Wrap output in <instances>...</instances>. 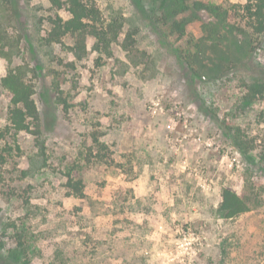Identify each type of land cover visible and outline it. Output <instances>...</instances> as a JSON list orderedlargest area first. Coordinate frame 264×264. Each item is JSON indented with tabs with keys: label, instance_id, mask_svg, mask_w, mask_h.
I'll use <instances>...</instances> for the list:
<instances>
[{
	"label": "rangeland",
	"instance_id": "rangeland-1",
	"mask_svg": "<svg viewBox=\"0 0 264 264\" xmlns=\"http://www.w3.org/2000/svg\"><path fill=\"white\" fill-rule=\"evenodd\" d=\"M196 1L227 10V28L214 34V16L187 12L179 37L146 2L142 15L134 0H94L105 24H124L110 54L88 37L80 60L70 35L38 42L47 17L68 19L65 7L20 1L12 65L28 66L39 115L29 132L7 130L0 88L1 259L14 224L28 231L27 264H264L263 44L239 34L234 6L245 0ZM8 67L0 58V79ZM68 176L84 199L67 194ZM224 188L262 205L217 218Z\"/></svg>",
	"mask_w": 264,
	"mask_h": 264
},
{
	"label": "trees",
	"instance_id": "trees-1",
	"mask_svg": "<svg viewBox=\"0 0 264 264\" xmlns=\"http://www.w3.org/2000/svg\"><path fill=\"white\" fill-rule=\"evenodd\" d=\"M21 0H0V58L6 60L9 64L6 74L0 79V88L7 93L8 114L7 130L18 132H29L30 124L36 126L38 122V110L34 101V86L27 80L29 68L26 64L13 66L14 57L20 53L19 39L13 37L8 31V22H11L12 15L18 16V9ZM52 8L60 10L65 7L69 17L64 20L56 13L47 17L49 29L45 36L38 40L41 46L50 47L54 44H60L65 36H72L74 44L69 47V51L78 60L86 55V39L92 37L95 39L93 49L110 54V46L115 43L120 35L124 24V19L120 15L111 18V22L105 24L101 18L100 10L94 0H49ZM137 5L138 13L144 15V3L149 5L152 14L160 13L163 23L170 26L171 32L178 33L182 37L185 32V26L189 19H177L180 14L192 13V18L196 19L197 13L204 10L217 19L218 25L211 32L215 34L217 28H227L225 25L227 10L224 11L221 6L206 4L196 0H134ZM234 8L238 17L243 22L239 34H246L247 47L253 38H258V42L263 44L264 53V0H245V3L235 5ZM217 31L216 33H218ZM210 39L214 37H209ZM254 50V47H251ZM200 76V75H199ZM260 92V91H257ZM236 146L242 150V154L248 157L252 162L254 159L247 155L250 148L243 145L241 139L235 140ZM244 146V149H242ZM258 164H264V151L258 156ZM65 182V188L68 195H74L80 199L85 198L84 186L80 180H74L70 176ZM262 205L258 193L250 192L246 195H238L229 188L221 191V200L215 211L217 218L230 220L251 211ZM23 226V225H22ZM17 234L16 246L6 251L5 260L1 259L2 264H27L28 254H33L30 245H27L29 239L28 231L25 227L17 228L12 224ZM27 239V240H26ZM25 240V241H23ZM59 252H56L54 258H59Z\"/></svg>",
	"mask_w": 264,
	"mask_h": 264
}]
</instances>
